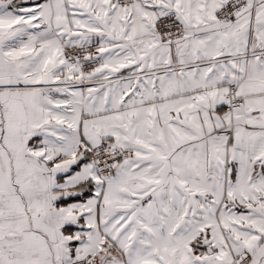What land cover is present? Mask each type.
Segmentation results:
<instances>
[{
	"label": "snow or ice",
	"instance_id": "1",
	"mask_svg": "<svg viewBox=\"0 0 264 264\" xmlns=\"http://www.w3.org/2000/svg\"><path fill=\"white\" fill-rule=\"evenodd\" d=\"M0 264H264V0H0Z\"/></svg>",
	"mask_w": 264,
	"mask_h": 264
}]
</instances>
